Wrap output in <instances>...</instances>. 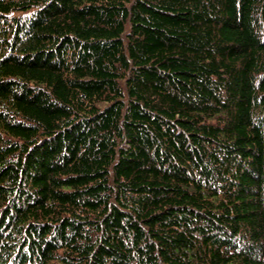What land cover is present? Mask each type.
<instances>
[{"label":"trees","instance_id":"1","mask_svg":"<svg viewBox=\"0 0 264 264\" xmlns=\"http://www.w3.org/2000/svg\"><path fill=\"white\" fill-rule=\"evenodd\" d=\"M0 264H264V0H0Z\"/></svg>","mask_w":264,"mask_h":264}]
</instances>
